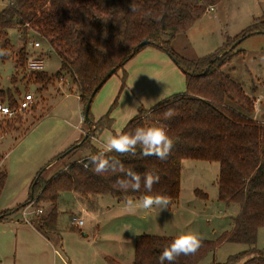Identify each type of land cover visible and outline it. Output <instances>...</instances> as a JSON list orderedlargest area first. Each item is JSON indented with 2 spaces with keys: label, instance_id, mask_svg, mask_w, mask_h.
<instances>
[{
  "label": "trees",
  "instance_id": "16d2710c",
  "mask_svg": "<svg viewBox=\"0 0 264 264\" xmlns=\"http://www.w3.org/2000/svg\"><path fill=\"white\" fill-rule=\"evenodd\" d=\"M222 1L9 0L0 11V49L8 53L0 56V60H14L16 72H23L29 83L45 86L51 81L48 74L39 70L26 73L30 55L28 41L31 33H35L44 38L60 57L58 75L69 76L76 85L84 109L93 90L108 71L116 67L117 73L146 46L157 47L170 55L185 73L186 89L162 99L151 108L140 107L123 130L126 133L137 127H163L174 141L167 160L143 157L139 145L135 156L117 152L106 154L121 160L125 171L132 169L141 174L152 172L159 175L160 181L153 185L151 192L144 189L143 184L139 191L120 190L115 182L124 174L119 171L96 174L88 157L98 154L100 149L92 148L89 156L70 161L49 178L42 176L43 169L39 170L30 186L28 199L15 208L0 211V220L8 219L30 203L42 208V202H49V211L34 216L31 223L46 237H51L60 232L59 201L64 191L74 192L89 210L97 209L98 198L104 195L127 201L159 194L173 202L181 193L184 159L218 161V199L227 205L237 203L239 212L229 230L215 239L203 238L202 247L196 254L181 255L174 264H199L226 242L244 243L249 247L230 255L225 261L215 260L212 264H236L241 260L244 261L239 264H264V250L256 247L258 231L264 226V117H254L256 96L224 70L236 53L237 44L252 34L264 32V18H256L238 34L227 36L216 52L204 57H183L171 44L179 33L187 31L201 18L208 7ZM13 28L19 30L21 41L16 54L10 34ZM144 39H148L149 43L135 49ZM15 76H12V81L16 80ZM125 85L124 71L120 91ZM97 92L92 97L89 115L85 117L95 124L92 135L112 126L110 114L119 98L117 95L109 111L95 122L91 107ZM4 97L12 108L18 104L19 98L11 91L5 95L0 93L3 102ZM169 110L171 116L166 115ZM90 139L91 136H88L75 148L74 144L71 145L51 162L62 153L66 156L89 146ZM68 149L71 150L66 152ZM85 163L89 164L88 168L84 167ZM6 179V170L0 172V196ZM195 193L201 198H208V194L200 188H196ZM175 237L137 234L132 264H159L160 254Z\"/></svg>",
  "mask_w": 264,
  "mask_h": 264
},
{
  "label": "rangeland",
  "instance_id": "374dc122",
  "mask_svg": "<svg viewBox=\"0 0 264 264\" xmlns=\"http://www.w3.org/2000/svg\"><path fill=\"white\" fill-rule=\"evenodd\" d=\"M8 1L0 0V11ZM216 6L214 10L206 12L199 18L187 31L179 33L172 40L173 48L180 55L186 58H199L213 54L226 41L227 36L236 35L252 24L256 18H264V0H223ZM10 34L15 43L14 54H16L21 46L20 33L17 28H13ZM35 41H40L41 46L35 47L33 45ZM28 51L30 55L36 54L43 58L44 69L39 71L48 74L51 81L45 86L36 82L29 83L28 79L24 78L23 72H16L14 60L9 59L4 62L0 60V93L5 95L11 91L20 98L34 92L37 99L30 109L17 110L13 116L0 113V172L5 170L7 172L6 186L0 197L1 210L15 208L18 202L22 204L28 199L30 186L39 170L43 169L42 176L49 178L70 161L79 159L76 157L81 150L77 149L64 157L62 153L48 167L46 164L49 161L42 160L47 153L46 150H50L47 156L53 153L51 158L59 154V144L65 131H58L57 125L60 122L55 117L56 112L53 107L60 98L57 91L59 83L66 82V79L70 80V78L67 75H58L61 59L41 36L31 33ZM234 51L236 53L224 66V70L236 81L241 82L249 93L260 95V101L256 102L255 113L259 119H263L264 32L246 37L237 44ZM29 70L26 64V73ZM13 75H16L14 81L11 80ZM4 99V103H7L6 97ZM29 147L34 148L31 155L30 152L25 153ZM219 171L218 161L184 159L178 202H170L168 209L162 211L158 208L151 209L157 215L147 213L145 218H142L145 211L127 208L126 201L116 200L117 198L111 195L99 200V207L90 210V213L83 209L84 204L81 200L64 196L59 203L58 235L62 236L61 241L65 250H62L61 244L56 247L62 250L68 264H113L112 261L117 264H132L135 236L144 232L143 230L151 234L175 236L185 232H195L203 238L215 239L232 227L234 217L239 212L237 203L227 205L218 199L216 181ZM196 188L206 192L208 198L197 196ZM179 205L178 211L175 212L174 209ZM34 207L36 205L32 204L31 208ZM41 207L43 213H46L51 208V204L42 202ZM22 209L23 207L14 213L20 215ZM73 215L83 217L85 224L81 227L74 225ZM72 226L76 228H71ZM248 247L247 244L238 242L223 243L199 264H212L215 260L225 261L230 255ZM256 247L264 250V226L258 231ZM47 251L46 248H40L39 251L22 248L18 257L14 254L13 258L11 257L12 261L3 263L13 264L15 259L25 264L23 262L25 259L30 261L27 262L28 264H56L52 250L49 249V254ZM57 264L64 263L58 260Z\"/></svg>",
  "mask_w": 264,
  "mask_h": 264
},
{
  "label": "crops",
  "instance_id": "0c3cea01",
  "mask_svg": "<svg viewBox=\"0 0 264 264\" xmlns=\"http://www.w3.org/2000/svg\"><path fill=\"white\" fill-rule=\"evenodd\" d=\"M217 15L218 13L215 14V17ZM123 69H120L117 73H114L108 78L97 92L91 107L92 115L96 122L109 111L113 101L117 95H119L118 104L112 109L110 114L113 118L112 126L93 134L89 146L79 150L76 158L89 156L92 153V148L100 149L97 141H102L108 134L115 135L117 132H123L127 123L138 113L140 107L151 108L162 99L176 93H181L186 89V78L182 68L167 52L154 46H146L143 48L135 57L125 64ZM124 71L126 72V85L120 91ZM57 91L60 98L53 107L56 112L55 117H57L60 122L57 128L58 131H65L62 133L61 138L63 139L59 144V153H61L71 145L79 142L89 129L93 131L95 124H90V122L86 120L84 116V105L80 99L77 87L71 79L68 80L67 78L66 82H60ZM134 101L136 102L134 103ZM256 116L257 114L254 112V117L259 119L258 116ZM33 149V147H29V150L25 153L30 152L31 155ZM46 151L47 153L44 154L42 160L49 161L46 164V167H48L51 165V160L54 157L51 158L53 153L47 156L50 150ZM64 196H70L79 200L78 196L72 191L62 192L60 200L64 198ZM105 198L108 197L106 195L101 196L98 198V201ZM178 199L174 202L177 203ZM131 200L138 201L139 199ZM17 204L21 203L18 202ZM179 207L180 205L177 209H174L175 212L178 211ZM127 208L129 207L127 206ZM83 209L90 213V210L85 205ZM2 210L0 209V211ZM147 213L157 215L154 211L147 210L144 212L142 218H145ZM143 231L142 233H148L147 230ZM61 239L62 236L58 234L46 237L32 223L24 221L23 214L19 215L13 213L8 219L0 220V264H4V261H12L11 257L13 258L14 254L18 257L22 248L31 251H39L40 248H46L48 254L52 250L56 264L58 260H62L64 264H68V260L62 252V250L65 249H63ZM59 244H61L62 250L56 247V245ZM23 262L28 264L27 262L30 261L23 259ZM13 264L23 263L17 262V260L14 259Z\"/></svg>",
  "mask_w": 264,
  "mask_h": 264
},
{
  "label": "clouds",
  "instance_id": "9594fccd",
  "mask_svg": "<svg viewBox=\"0 0 264 264\" xmlns=\"http://www.w3.org/2000/svg\"><path fill=\"white\" fill-rule=\"evenodd\" d=\"M132 7V6H131ZM132 11L135 8L132 7ZM8 55L7 51L0 49V56ZM136 101H134L135 103ZM166 115L171 116V110ZM100 151L96 155H90L88 160L93 166V171L102 175L106 172L123 173V178H118L116 187L122 191H139L143 184L144 189L151 192L153 185L159 183L160 176L145 172L138 173L132 169L125 171L124 164L115 157H107V153L117 152L120 154L136 155L137 146H141L143 157H156L161 161L167 160L174 147V141L170 138L163 127H137L130 132H117L115 135L108 134L102 141H97ZM89 167L88 163L84 164ZM169 198L165 195H144L138 201L127 200L126 205L139 211H147L158 208L160 211L168 209ZM203 237L195 232H185L177 235L172 242L163 249L159 256V264H174L181 255L189 256L196 254L202 247Z\"/></svg>",
  "mask_w": 264,
  "mask_h": 264
},
{
  "label": "built area",
  "instance_id": "2783aa9c",
  "mask_svg": "<svg viewBox=\"0 0 264 264\" xmlns=\"http://www.w3.org/2000/svg\"><path fill=\"white\" fill-rule=\"evenodd\" d=\"M214 9H215V5H211L210 7L207 8L206 12H210ZM34 46L37 48L40 47L41 42L35 41ZM27 66L30 70H43L44 69V60L39 55H36V54L29 55ZM257 100H258V102L260 101L259 96H256V102H257ZM35 102H36V99H35L34 92L27 93L24 96L20 97L18 99V104H17L16 109L12 108L9 104L0 101V113L3 115L13 116L17 110L24 111V110L30 109ZM31 207H32V203L26 205L22 209L24 221L30 222V223H31L34 216L44 212L43 208H36V207L31 208ZM72 223L74 225L80 227V226H83L85 224V220L83 217H77L76 215H73L72 216Z\"/></svg>",
  "mask_w": 264,
  "mask_h": 264
},
{
  "label": "water",
  "instance_id": "95a60500",
  "mask_svg": "<svg viewBox=\"0 0 264 264\" xmlns=\"http://www.w3.org/2000/svg\"><path fill=\"white\" fill-rule=\"evenodd\" d=\"M149 43V40L148 39H144V40H142L141 42H139L137 45H136V47H135V49H137V48H140V47H142V46H144V45H147ZM233 47V46H232ZM115 71H116V67H114V68H112L110 71H108V73L106 74V76L98 83V85L95 87V89L93 90V93H92V97L95 95V93L98 91V89L108 80V78L110 77V76H112L114 73H115ZM92 97H91V99L87 102V104H86V106H85V109H84V115H85V117L87 118L88 117V115H89V110H90V105H91V100H92ZM90 122V124H91V121H89ZM91 132H92V129H89L86 133H85V135H84V137L79 141V142H77V143H75L74 144V146H73V148H75V147H78L84 140H86L87 139V137L88 136H90V134H91ZM71 149H68L66 152H69ZM65 155V153L62 155V156H64Z\"/></svg>",
  "mask_w": 264,
  "mask_h": 264
}]
</instances>
